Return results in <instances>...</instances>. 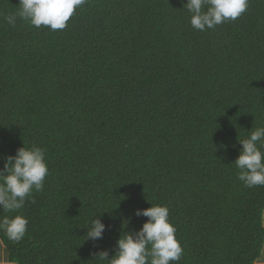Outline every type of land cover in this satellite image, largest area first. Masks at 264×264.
Wrapping results in <instances>:
<instances>
[{
	"label": "trees",
	"instance_id": "16d2710c",
	"mask_svg": "<svg viewBox=\"0 0 264 264\" xmlns=\"http://www.w3.org/2000/svg\"><path fill=\"white\" fill-rule=\"evenodd\" d=\"M186 3L86 0L53 31L8 24L19 0H0V169L24 142L45 148L49 165L20 210L24 238L0 231L14 264L111 258L150 201L170 209L178 264L260 257L264 186L245 187L234 161L239 139L264 127V0L206 31ZM99 214L109 228L85 240Z\"/></svg>",
	"mask_w": 264,
	"mask_h": 264
},
{
	"label": "clouds",
	"instance_id": "9594fccd",
	"mask_svg": "<svg viewBox=\"0 0 264 264\" xmlns=\"http://www.w3.org/2000/svg\"><path fill=\"white\" fill-rule=\"evenodd\" d=\"M85 3L86 0H19L18 11L8 14L5 19L13 26L19 18L34 27L44 26L55 31L65 28L74 11ZM184 6L191 13V26L206 31L235 21L247 10L248 0H187ZM239 142L242 148L234 161L239 170L238 179L248 188L264 186V127L256 128ZM48 173L43 147L27 146L24 142L15 155L6 157L4 167L0 169V209L4 213H17L0 218V231L7 240L19 242L26 235L29 220L20 210L34 191L44 190ZM150 203L151 207L135 212L138 217H147V221L138 231L122 232L111 258L110 249L93 252L97 264H178L184 249L177 238V229L170 221V209L167 205ZM125 222L127 226L129 221L125 220L124 226ZM86 227L85 240L95 243L103 239L109 225L99 214Z\"/></svg>",
	"mask_w": 264,
	"mask_h": 264
},
{
	"label": "crops",
	"instance_id": "0c3cea01",
	"mask_svg": "<svg viewBox=\"0 0 264 264\" xmlns=\"http://www.w3.org/2000/svg\"><path fill=\"white\" fill-rule=\"evenodd\" d=\"M263 221H264V213H263ZM3 251L5 252L4 246H3ZM262 252H264V246H263ZM0 264H14V263L7 258V255L5 252V256L0 259ZM255 264H264V255H260V257L257 259Z\"/></svg>",
	"mask_w": 264,
	"mask_h": 264
},
{
	"label": "rangeland",
	"instance_id": "374dc122",
	"mask_svg": "<svg viewBox=\"0 0 264 264\" xmlns=\"http://www.w3.org/2000/svg\"><path fill=\"white\" fill-rule=\"evenodd\" d=\"M264 213V212H263ZM5 250V248H4ZM6 252V250H5ZM5 252L3 251V244L1 243V239H0V259L3 258L5 256ZM7 255V254H6ZM8 258V257H7ZM9 259V258H8Z\"/></svg>",
	"mask_w": 264,
	"mask_h": 264
}]
</instances>
